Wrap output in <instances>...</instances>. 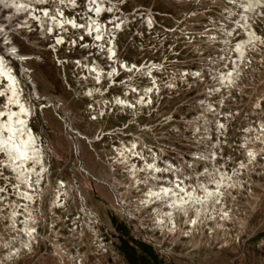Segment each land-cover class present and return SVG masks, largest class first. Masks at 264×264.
Here are the masks:
<instances>
[{"label": "built area", "instance_id": "obj_1", "mask_svg": "<svg viewBox=\"0 0 264 264\" xmlns=\"http://www.w3.org/2000/svg\"><path fill=\"white\" fill-rule=\"evenodd\" d=\"M156 1L56 0L46 9L59 10L62 25L50 31V20L42 27L37 24L36 36L47 44L40 49L49 53L65 89L83 101L89 121L107 126L97 132L95 142L120 133L124 119L141 125L140 118L159 113L166 98L188 91L199 96V112L191 128L194 142L208 144L207 152L215 154L211 166L228 171L230 165V172L243 165L264 167V43L257 41V33H264V0L262 12L247 8L252 0H173L190 7L178 15L160 10ZM42 13V9L37 12ZM33 116L37 118L36 113ZM39 136L45 147L41 131ZM118 144L111 145L114 156L107 165L112 172L121 168L128 175L130 165L121 161L118 152L128 147L142 155L144 142L134 135L132 141ZM88 146L98 157L99 149ZM43 151L46 170L39 181L36 175L29 176L31 188L0 158V253L19 257L28 251L23 242L29 225L34 244L46 233L39 229H47L55 238L66 235L68 242L79 235L77 246L54 243L53 253L61 264H85L87 253H81L79 245H84L86 233L104 252L109 244L88 230V206L83 209L79 201V212L71 214L74 198L79 200L76 190L53 204L59 179L67 180L66 165L55 163L46 147ZM146 160L135 157L132 166L142 167ZM160 162L161 158L156 163ZM68 164V183L73 185L77 162ZM127 188L135 189L133 184Z\"/></svg>", "mask_w": 264, "mask_h": 264}, {"label": "rangeland", "instance_id": "obj_2", "mask_svg": "<svg viewBox=\"0 0 264 264\" xmlns=\"http://www.w3.org/2000/svg\"><path fill=\"white\" fill-rule=\"evenodd\" d=\"M148 1L150 0H144V2ZM156 6L160 10L174 15H178L180 11L190 8L186 4L181 5V3L173 0H166V2L157 0ZM32 34L29 36L31 41H35L39 47L45 46L43 44L44 40L37 38L34 32ZM257 34L260 36L261 43H264V33ZM13 40H15V43L19 42L17 44L20 45L23 52L31 51L19 37L14 36ZM36 52L41 60L39 63H31L30 67L35 71L34 78L38 89L40 91H48L49 93L47 94L58 96L67 104V108L74 118V127L78 128L85 137L94 138L99 130L107 128L101 122L92 123L88 120L83 101L74 99V94L65 89L59 77L61 74L51 62L49 53L42 49L36 50ZM171 97V99L166 98L159 113L153 114L147 120L140 118L139 122L141 125L137 126L133 121L126 123L124 119V126L120 129V133L112 136V138L104 137L100 142H95L98 138L95 139V143L92 142V145L99 149L98 157L90 150L86 139H81L80 142L83 148L81 152L87 164L93 169H98L102 178L116 187V190L122 194L120 197L125 202L124 207L132 216H125L124 212L116 205V197L109 186L90 180L87 174L86 176L77 172V170L81 171L78 169L79 160L74 153L73 144L66 151L56 149V156L53 155L56 157V160L53 158L54 162L66 165L63 170V178H67V180L59 179V183L62 180L68 183L70 174L67 170L69 167L68 162L76 161L75 167L78 168L75 170V178L79 183V188L87 198V206L101 221L99 228L96 229L92 219L91 223L93 225L91 223L90 225L94 228L88 230L94 231V234L98 231L103 242L109 244V247L106 246V252H104V248L97 246L95 238L86 233L84 245H79L80 252L85 251L87 253V262L85 264H264V167H262V164H255L254 169L249 174L251 178L242 176L244 181L252 182L251 189L254 191L252 197H249L245 190L242 191V194L233 191L237 201L235 200L232 204L229 202L231 197H228L227 207L236 204L235 207L233 206L232 211L245 220V225L240 226L236 222H230L228 223V229L218 230L214 234H211V231L205 226L203 229L195 230L193 234L190 233V229H182L183 231L187 230L188 234L179 233V231L169 234L157 229L153 220L152 209L142 208L139 201L145 195V186L143 184L140 186L135 185L130 173H128V177L127 173L121 171V168H117L115 172H112L110 170L111 166L107 165V162H110L114 156L111 151V145H119L118 141L121 140L128 143L134 139L135 135L142 138L144 142L142 155L148 161L152 159L148 155L152 154L151 157L158 161L161 158V151L165 152L166 157L161 158L162 162L164 160V164L160 162L159 165L162 168L166 164L169 165L170 162L180 165L182 167H180L181 170L179 167L176 168L180 170L179 175L181 178L182 176H187V183L195 184L196 179L206 169L212 167L213 152H207L208 144L206 146L205 144L194 142L191 132L193 127L192 119L199 112L196 105V97L198 98L199 96L192 92L184 91L180 92V94L171 95ZM185 107L192 111L185 109ZM38 110L39 112L41 111L37 109V118H32L30 126L32 127L31 123H33L35 129L32 128L38 133L43 128L41 132L44 140L52 141L56 147L65 144L62 138L53 134L49 128L41 125L42 122L38 117L40 116ZM186 111H189V113ZM50 114L49 112L46 116L52 126L56 129H61V122L55 117H51ZM146 125L150 127H146ZM189 146L197 147L198 149L195 150V148L192 149ZM186 148L188 156L184 154ZM192 162H201V165L195 168ZM230 167L229 165L227 168L228 172H230ZM239 169L232 170L231 173ZM70 171L72 172L73 168H70ZM144 176L145 174L141 173V180H144ZM203 177L200 176L199 180L202 181ZM76 184L77 182L73 185ZM130 184L135 185L136 188L127 191V185ZM245 187L246 189L249 188L246 184ZM137 190L139 191L136 192ZM125 191L127 192L125 193ZM76 192L79 193L77 190ZM79 201L80 198L79 200L77 197L74 198L73 206L70 210L71 214L79 212ZM177 221H179L182 228H185L183 217ZM39 230V233H42V231L46 233H44L42 239H38L37 244L32 242L31 252L23 251L19 257L11 255V259L6 258L5 254L7 252H2L0 254V264H61L57 260L56 254L53 253V249H55L53 244L57 243L64 246L69 243L77 246L80 239V236L76 234L72 237L73 241L68 242L64 234V237L55 238L54 234L47 229Z\"/></svg>", "mask_w": 264, "mask_h": 264}, {"label": "bare ground", "instance_id": "obj_3", "mask_svg": "<svg viewBox=\"0 0 264 264\" xmlns=\"http://www.w3.org/2000/svg\"><path fill=\"white\" fill-rule=\"evenodd\" d=\"M55 1L0 0V158H2L3 164L14 171L18 177L24 178L26 184L31 188L29 176L36 175L39 181L41 174L46 170L45 152L43 151L45 147L52 155H55L56 149L66 151L73 144L74 153L79 160V168L75 167L76 170L78 168L81 171L77 170L79 173L87 174L90 180L109 186L116 197L118 207L124 212L125 216L129 217L131 214L124 207L125 202L120 198V195L118 197L116 187L104 180L98 169H93L84 159L81 152L83 149L80 143L81 139H86L92 147L95 138L85 137L78 128L74 127V118L65 102L56 95L44 94L38 89L34 78L35 71L30 67L31 63H39L41 60L36 52L41 47L29 38L30 35H33V32L35 35L37 34V24L42 27L50 20V31H52V26L62 25L59 18L63 16L59 10L56 12L55 10L46 9V5ZM62 1L60 0L59 3ZM251 2L252 4L249 3L247 8L252 6V10H255V12H261L262 0H252ZM40 9L43 13L38 15L37 12L39 13ZM22 20L25 21V24L21 23ZM29 25L32 27L30 30L27 29ZM14 36L23 40L31 51L23 52L20 45L17 44L19 42H14ZM259 38L260 36L257 34V41L261 43ZM250 39H254V37H250ZM61 41L62 38H56V42L60 43ZM43 101H46V103H43ZM37 109L41 110L40 117L46 123L44 126L49 128L53 134L62 138L65 144L56 147L48 139H45V147L40 144L39 133L30 126V122L34 117L33 114L36 113ZM49 112L52 114H50L51 117H55L61 122V129L54 128L48 120L49 118L47 119L46 114ZM41 131H43V128ZM72 133H77V135ZM261 141L264 146V136ZM249 154L252 158L256 156V152L253 151ZM118 155L121 161L130 165L129 173L134 184L145 186V195L139 201L142 208L152 209L153 220L157 229L169 234L176 231L188 234L187 230L183 231L182 229H190V233L193 234L195 230L203 229L205 226L211 231V234H214L218 230L228 229V223L230 222H236L240 226L245 225V220L232 211L233 206L235 207L236 204L227 207V202L228 197H231L230 204L236 200L233 191L242 194V191L245 190L249 197L254 195V191L251 189L252 182L244 181V178H242V176L251 178L249 174L254 169L253 165H243L233 173L214 165L200 175L204 176L202 181L199 180L200 176H197L196 183L191 184L186 182L187 176L180 177L179 173L182 167L179 170L178 167L176 168L170 163L162 168L156 163L157 159L151 157L152 154L148 155L152 159L147 161L144 155L138 152L135 153L127 147V149L123 148L119 151ZM141 156L147 162L142 167L132 166L134 161L131 162V160ZM212 158L213 161L215 158L214 153ZM141 173L145 174L144 180L140 178ZM59 184L64 188L60 187L57 190L53 198V204L57 201L60 203L62 196L65 199L70 195V191L75 189L79 192L76 193L80 196L82 208L87 207V198L82 194L77 185L78 183L72 185L62 180ZM245 184L249 188L246 189ZM26 197L28 200H32L31 194L27 193ZM88 214L89 223L93 219V224L98 227L101 224L98 216L91 209H89ZM181 217L184 218L185 228H182L179 221H177ZM87 226L91 229L94 228L88 223ZM24 232L27 239L23 242V246L30 251L32 247L31 240L34 237L32 226H26ZM95 236L98 237V231L95 232ZM7 254H5L6 258L11 259V254Z\"/></svg>", "mask_w": 264, "mask_h": 264}, {"label": "flooded vegetation", "instance_id": "obj_4", "mask_svg": "<svg viewBox=\"0 0 264 264\" xmlns=\"http://www.w3.org/2000/svg\"><path fill=\"white\" fill-rule=\"evenodd\" d=\"M45 46H46V42H44L43 43ZM187 107H185V109H186ZM189 111H192L191 109H189V108H187ZM189 111H186V112H188L189 113ZM190 148H192V149H194L195 148V150H197L198 148L197 147H192V146H189ZM186 152H187V148H186V151L184 152V154L186 155V156H188L187 154H186ZM160 155H161V158L162 157H166V153L165 152H163V151H161V153H160ZM162 164H164V160H163V162H162ZM192 164L194 165V167L196 168V167H199L200 165H201V162H192ZM139 190H137L136 192H138ZM117 227V226H116ZM114 229H116V228H114Z\"/></svg>", "mask_w": 264, "mask_h": 264}, {"label": "crops", "instance_id": "obj_5", "mask_svg": "<svg viewBox=\"0 0 264 264\" xmlns=\"http://www.w3.org/2000/svg\"><path fill=\"white\" fill-rule=\"evenodd\" d=\"M41 92H42V93H45V94L49 93L48 91H44V90H43V91H41Z\"/></svg>", "mask_w": 264, "mask_h": 264}]
</instances>
